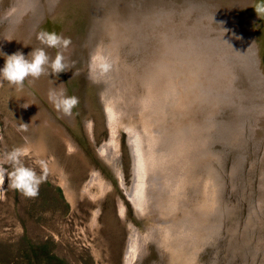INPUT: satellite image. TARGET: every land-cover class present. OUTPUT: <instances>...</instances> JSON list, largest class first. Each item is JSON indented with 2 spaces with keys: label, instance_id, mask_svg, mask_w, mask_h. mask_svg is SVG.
<instances>
[{
  "label": "rangeland",
  "instance_id": "1",
  "mask_svg": "<svg viewBox=\"0 0 264 264\" xmlns=\"http://www.w3.org/2000/svg\"><path fill=\"white\" fill-rule=\"evenodd\" d=\"M13 1L14 0H2L1 5L3 6L1 9L11 7ZM45 1L47 2V0ZM66 3L68 6V12H70V14L68 13L69 17L78 15L75 13L76 9L81 7L80 9L83 10L85 7V5L83 4V0H66ZM41 4L45 3L41 2ZM83 16L79 18L80 21H78L77 24L79 30L74 33L75 36L79 35L81 22H83V20L85 19V14ZM239 21L240 23L243 22L241 17H239ZM23 23H19L20 25L18 24V27L16 26L17 29L15 28L9 35L10 37H12V40H14L15 44L18 43L19 39V42L21 43L24 35H32L31 30L27 31L29 33L22 32ZM40 25L41 26L38 27L39 30L43 29L49 31L50 29V32H52V27H50L49 24L45 23L44 20L41 21ZM85 47L87 48L86 45ZM177 48L179 47L177 46ZM24 49L25 48H23V50ZM49 49L50 53L52 54V48ZM85 49L84 45H80V57L82 59L84 67L87 69V64L84 58ZM164 49H166V51L163 52L165 57H163V54L160 55L164 59L160 61L159 57H157V59L154 58L153 60L155 61L153 66L156 68V72L160 71V68L163 66L164 72H166L168 64H173L174 68L176 67L174 73L172 72L173 75L169 77L171 79V83L169 84H172V86H168L169 79H167L166 84H161L163 85L161 88L162 91L160 94H158L156 92V89L160 88V86H157V74L155 73L154 80H151L152 82H150L151 84H154L148 85V88H145L147 92H144L143 95H138V92H143V89L140 87L139 91L133 90V99L135 106L133 102H130L129 104L124 103L126 107L127 104L128 107L132 106V109H130L131 114L135 112V120H133L132 117H129L131 127L134 129L135 127H137V124L138 127H140V132L145 131V127L140 126V124L143 121V118L147 120L148 113L143 110L144 105L141 98L151 89H153V91H155L158 96H160V101L164 99L162 97H164L166 93L169 110H166V112H162L161 110H159V107L157 109L154 108V111L156 112V122L158 123L154 124V130L162 131L164 128H166L163 139L159 142L158 147H155L153 150L157 153V155H161V153L163 152L167 157L165 151L170 152L172 147L171 144L175 145V148H177L176 141L179 140L178 137L182 138L184 134L189 136L191 132H193L194 126L196 125L193 126L191 120H195L199 124L202 132L201 135H203L202 140L204 141L201 142L199 146L200 148L198 147V149L204 151L210 150L213 153V155H210V157L206 159L209 163H211V166L213 167V172L211 174L214 173L215 177L219 176L220 178L219 180L217 177V180L221 185V190H216L215 193L223 200L221 201V204H218V206H221L219 212H222V217L220 220V227H218L217 229V235L212 240V246L211 244H205L206 247H204L203 250L200 251L199 258L201 262H204L202 264H244V262L245 264H257L260 260L262 264H264V238L256 239L257 232L255 231L256 229L259 230L258 232L262 231V233L260 234H263L264 236V209L261 199L263 194L262 184L264 179L262 175H264V165L259 172V180L257 174L259 168H261L258 161L261 146L264 152V127L262 128V130L260 129L259 133H257L256 141L253 139L248 140V138L244 136V121L246 120V116L252 115L253 119L259 120V118L264 115V91L260 92L261 96L257 95L260 90V85L264 84V82H258L252 86L251 81L254 79V77L251 81H249V84L247 82V79H245L244 91H247V89H249L250 92L244 97V100H240V97H235V99L232 100L230 96L227 95L229 98H226L225 101H222L221 104L216 99V93L220 94L226 84L230 85L224 73L218 74L215 67H209L205 61H203L204 63H202L195 55L187 54V52L182 51L180 48L178 51L176 47H174V44H171L170 41L168 42L165 40ZM175 49V52H178V55L175 54ZM58 51H61L63 53L61 49ZM156 51L158 50L154 48L150 52V54L156 53ZM21 53L23 54V52ZM52 55L54 56V53ZM131 57L134 58V56ZM165 61L167 63H165ZM1 62L4 64L3 61ZM89 62L90 60L87 62L88 65ZM68 73L73 76L77 74L76 71L74 73L73 68L70 66L68 69ZM40 80L42 84H40ZM28 81L32 84V87L34 89L30 87V90L25 92L21 90L22 92L17 93V95L0 94V157L2 159L7 153H10L15 149H20L23 153V155L21 156V163L23 164V166L33 169L38 176L45 175L46 178L39 185V193L35 198H26L21 193L12 190L8 186L9 182L7 177L5 178V183L1 190L2 192H0V264H123V258L126 249L125 247L129 239V230L128 227H126L124 223H122L121 217L117 210L115 197L113 195L114 193L105 192L101 197H99V195L97 194L98 192H100L98 186L92 184L91 191L95 194V198L93 199L89 196L87 191H84L82 188L86 180L90 179V170L92 166H94L101 172L102 177H104L105 179H110L114 187L119 188V186L117 185V181H115V178L113 177L111 170L108 169V166H106V164H104L105 166L101 164L103 160L100 157V154L96 151V148L87 146L86 142L79 136H76L77 134L73 133L74 131L72 130V128L68 127V125L64 122L59 121L61 126H63V128L65 127L64 129L66 131V134L70 133L71 138H74L73 140L76 142V144L74 141L72 142H74V144L76 145L77 151H73L68 147L67 140L63 139L61 133L59 132L60 129H56L57 127H50L48 126V123L40 124L39 121H37V123H33L32 121L27 120L28 118L24 114V110H22L24 107H22V109L20 107V111H22L23 114H21L20 111L19 114L17 111V117L13 116L12 112L17 110V106H19V104L20 106L21 104L24 106L23 102H26V96H28V92L30 97L31 95H33L32 98L34 97L31 102L34 103L35 101H37L34 96L35 88L37 89V87L34 86L36 83L38 84V86L42 87V92H39L41 94L44 92L42 95H47L46 93L49 94L50 91L47 90L49 89V86L50 88L52 84V86H56L54 85V81H58V76L55 75L53 77V75H45L39 79H36V81H32L31 78H29ZM113 84L114 97L119 104L118 107H123V100L120 93L122 92L121 89L124 91L129 90L126 89V85L123 86L122 83H119L117 78L114 80ZM75 85L76 84L73 81L71 85L72 92L70 93V96L77 97L78 91H76V89H73ZM120 85L122 87H120ZM53 88L55 89V87H52L51 89ZM56 90V92L60 91L59 89ZM83 90L85 89L82 88L79 93L81 92L82 94H85ZM227 91L234 93V87H229ZM67 92L69 93V91ZM82 97V100L79 101V105L83 103L85 105L90 103V101L87 100V97H90L89 94H85ZM21 98L22 101H20ZM12 99L15 100V102H13ZM249 99V105L246 103L249 108L245 109V111H242L241 116L235 114L234 109L236 111L238 109L237 106L240 105L243 108L242 103H245L247 100L249 101ZM211 101H213V103ZM215 101L216 103H214ZM254 101L255 103H253ZM256 101L258 103H256ZM172 102H175V105L177 107H184L185 109H190V111H193V108L195 107L198 112V119L196 117L194 119L193 117H190V113L189 117L191 119L187 117L188 121H183V123H181L179 126L175 125L173 123L172 113L170 111L171 106H173ZM35 103L39 107H35L37 112L41 110V114V106L39 105L38 101ZM205 104L208 108L204 107ZM79 105L73 110L78 111L79 109H81ZM42 106L48 109V111L50 112L49 116L52 119L53 114L50 108L47 107V104L44 103L42 104ZM102 107L104 109L103 105ZM201 108L202 111L200 112ZM226 108L229 109L223 113L222 110ZM158 110L162 116L167 117L165 121L162 122L160 120ZM86 112H89V110L86 109ZM138 112L141 113L140 116L142 117V119H138L135 116L136 114H138ZM104 113L106 115L105 122H107V113L106 111H104ZM40 114L38 113L36 116L40 118L42 116ZM83 114L84 113L82 112V116ZM221 115L229 116L232 118V120L222 119ZM86 118L92 119L94 124V134L96 140L98 141V143H100L103 138L108 136L107 127L106 133L102 127L101 114L99 113L98 109L93 108L89 112L88 117L86 116ZM6 120L9 122H7ZM77 121L79 124H81L79 120ZM81 121L83 123V126H85L83 119H81ZM54 122L55 121L52 120L53 124L59 125L58 123ZM228 122L233 126L228 127ZM259 123L257 121L256 125L258 126ZM22 124L26 125L27 130H24ZM39 124L43 126H40ZM44 126H46L47 129L51 128V130L48 129V132V130ZM84 128L86 130V127ZM39 129L42 131L44 130V136L47 137L49 135L47 138H49V140L51 141L49 142V140L44 137L45 140L47 139L46 142L48 143V147L46 146L47 150L44 151L45 153H43V155L42 153L38 154L37 152V155L34 154L33 152L35 151L32 147H30L31 149L29 148V150H27L26 148L28 147L24 145L25 137L30 136V138H34L38 134V132L36 133V131H38ZM147 129V133L149 132V140L151 141L150 135L152 132L151 129ZM194 131L197 133L196 129H194ZM103 134L105 135L102 137ZM120 135L122 148L120 147L119 162L123 170L122 173L125 182L127 184H130L132 180L131 176L133 174L130 167L131 161L124 146L125 133L121 132ZM206 135H208L207 138H205ZM21 141L23 142L20 143ZM247 141L249 152L246 156V163L247 161L249 162L250 172L246 174L244 171V159ZM65 148H67L69 152H66ZM151 148L148 149L151 150ZM253 148H255V150ZM94 149L96 152V156H99L98 158L99 160H101V162L96 158L93 152ZM235 150H237L239 153L237 165L239 167V177L234 180L235 186H232L231 192V190L229 191L228 179L226 178L224 181L223 176L228 177V166L232 162L234 163V160L236 159V155H234L233 153V151ZM223 153L224 156L222 157ZM53 157L57 158L60 168L63 170V172H65L66 177L68 176L67 178L70 184H72V187H74L76 191V200L74 203H71L72 201L67 197L63 186L59 181L58 169L51 168L48 163V160ZM262 157L264 158V153ZM45 158H48V160ZM252 163L254 164L253 166ZM47 164L49 165V167ZM4 167H6L8 171L12 170V166L9 164H5ZM45 167L47 168L46 173ZM175 168L176 167L172 166L171 172L176 171ZM205 171V167L201 166L200 179H203L208 175L207 172V175L205 174ZM236 172L237 169L236 171L232 170L230 176L235 175ZM169 175L172 179L168 180L169 182H167L172 185L173 176L175 175L173 173H168V178ZM257 181H259V189L257 191L256 201L257 206L261 207L262 213H259L255 203L252 202L254 197L253 194L256 190ZM224 182L226 183L225 185ZM119 189L117 190V192L120 191ZM248 191L250 200H248L249 208L247 220V204L245 200V193L247 194ZM125 201L127 205L126 212L131 217V207L128 201ZM98 203H100L99 206L101 209L96 218H94V211L96 210ZM219 212H216V214H219ZM216 218L218 219V216H216ZM136 219L138 220V222L135 223L140 224V220L138 218ZM95 223H98V225ZM247 224L248 230H251L249 233V239L246 237L245 233ZM248 251L250 255L248 254ZM155 258H157V252L150 248V252L146 256V258L143 259L144 262H142V264H147L148 260L150 261L151 259Z\"/></svg>",
  "mask_w": 264,
  "mask_h": 264
},
{
  "label": "bare ground",
  "instance_id": "2",
  "mask_svg": "<svg viewBox=\"0 0 264 264\" xmlns=\"http://www.w3.org/2000/svg\"><path fill=\"white\" fill-rule=\"evenodd\" d=\"M88 1L89 0H83L85 10L80 9V7L75 11V13L78 15L75 14L76 16L73 15L69 17L68 13L70 14V12H68L66 0H47L46 4L49 6V9H53V6L57 5V11L56 13H54L55 16L49 19V17H47V13L44 12L46 4H41L40 2H38V0H14L13 2H15V4L13 3L12 7H14V11L16 13V20L13 19L12 21H9L10 25H13L12 29L6 34L5 38L0 39V53H4L11 47L17 46L14 40H12V37H10L9 35L16 28L18 22L23 19L27 20V18L29 17V20L27 21L29 22V25L28 23V26L23 25L22 30V32H26L24 30L29 28L32 34H28L31 37L24 35L23 38L25 44L28 42V44L26 45L28 46V52H26L25 49L23 50V54L25 55V57H27L32 50L44 48L50 58L54 59L57 51L60 50L52 48V51L54 53L53 56V53L51 54L49 51L50 49L42 45L37 40L36 36L40 31L38 27L41 24V21L44 20L45 23L49 24L50 27H52V31H55L57 34L70 39L71 43L69 44L68 48L61 50L63 51L66 65L68 64L67 68L69 69V66L72 67L74 73L75 71L76 73H78L83 68H85L80 57V45H86L91 55L89 62L90 72L92 59L97 54H100L109 60L112 65L110 72L104 76H97L95 80V83L98 86L99 100L101 101L107 113L106 125L108 129V136L103 138L100 143H95V139L93 138L95 134L92 119L84 117L83 122L85 125L84 127H86V132L91 139V142L94 143L96 151L100 154L103 163L106 164V166H108V169L111 170V173L115 178V181H117V185L120 189L114 187L110 179H105L104 177H102L101 172L96 168H91L90 179L86 180L82 188L84 191H87L89 196L93 199L95 198V194L91 191L92 184L98 186L100 192H98L97 194L99 195V197H101L105 192L114 193L113 195L115 197L117 210L121 217L122 223H124V225L128 227L129 230V239L125 247L126 249L124 253L123 264H140L141 261L146 258V256L150 252V248L153 246L157 251V258L151 259L149 261V264H202L204 262H201L199 258L200 251L203 250L204 247H206L205 244H211L212 246V240L217 235L218 227H220L219 225L221 222L220 220L222 217V212H219L221 206H218V204H221V201L223 200L215 193L216 190H221V185L217 180V177L219 180L220 178L219 176L215 177L214 173L211 174L213 172V167L211 166V163H209L206 159L209 158L210 155H213V153L210 150L204 151L198 149L201 142H203L204 140H202L203 135H201L202 132L200 126L195 120H191V122L193 126L196 125L194 126V129H196L197 133L193 129V132H191L189 136L184 134L182 138L178 137L179 142L176 141L177 148H175V145L171 144L172 147L170 152L165 151L167 157L163 152L161 153V155H157V153L153 151L155 147H158L159 142L163 139L166 132V128H164L162 131L154 130V124H158L156 122V112L154 111V108L157 109L159 107V110H161L162 112H166V110L169 111L166 93L165 96L162 97L164 98L163 100H161L162 102L160 101V96H158V94L161 93V88L164 84L167 83V79H169L168 84L171 83V79L169 77L173 75L176 69V67L174 68L173 64H168L166 72H164V66L160 68V71L156 72V68L153 66L155 61L153 60L154 58L157 59V57H159V60L161 61L164 58H162V56L160 55L163 54V57H165L163 53L166 51V49H164L165 40L162 39V34L159 33L158 35L157 33H155V28L153 26H150L149 24L144 25L141 28L143 37H137L136 32L130 30L129 28H127L125 31L123 23L126 20L125 15L127 12L123 14L124 16H120L119 18H115V15H113L114 8L116 6L115 1L117 2V0H107L103 2V4L101 5V9L98 10V14L93 13L94 15L90 17V21L101 23L99 25L100 28L93 27L91 30V32L94 33L95 36L91 35L92 33H89L90 36H88L86 31V37H84V34H82V29H80L79 35L75 36L74 33L79 30V27H77L78 21H80L79 18L86 14V4L88 5ZM136 1L140 0H125L123 1V5L125 6V9H129L134 6ZM113 2L114 6L111 5L113 4ZM1 3L2 0H0V5ZM248 3L251 4L250 1L248 2V0H244V13H242V15L240 16L242 21H244L245 27L247 23L250 22H246L247 20H250L248 19V15H246V11L250 9L248 8ZM233 5L234 3L232 4V6ZM4 10L5 9L0 10L1 15H4L6 13L7 10ZM128 18L129 17H127V19ZM34 22L36 24L40 22L36 30ZM121 25H123V28H121L122 30L120 29ZM250 29H247V31H245L244 28L246 37L250 36ZM139 38L142 40V42ZM249 39L250 44L248 46V53L250 59L254 62V64H256L258 69L257 71L260 74L259 76L254 77V79L251 81V84L253 86L258 82H264V51L260 52V50L257 49V43L253 41V38L251 36ZM19 41L18 43H20ZM172 43L174 44V47H176V49L179 51V48H177V46H180L179 42L176 40L171 41V44ZM181 46H183L182 43ZM16 48H19V46H17ZM154 48L158 51H156V53L150 54V52ZM176 49L174 50V52L176 51ZM175 54L178 55V52H175ZM131 56H134V58ZM28 59H31V56H29ZM165 63L167 62L165 61ZM0 68L2 67L0 66ZM48 71L51 70L48 69ZM155 73L157 74V86H160V88L156 89V92L158 94L153 91V89H151L141 98L144 105L143 110L148 113L147 120L144 118L142 119V117L140 116L141 113L139 112L135 115L138 119L141 118L143 120L140 126L145 127V131L140 132V127H138L137 124V127H135L134 129L131 127L129 117H132V119L135 120V112H133L132 114L130 113V109H132V106L128 107V104L130 102L134 103V91H139L141 87L143 89V92L139 91L138 95H143L144 92H147L145 88H148V85L154 84H151L150 82L154 80ZM45 75L40 76V78ZM93 75L94 74L92 73V77ZM116 78L118 79L119 83H122L123 86L126 85V89L129 90L124 91L121 89L122 92L120 93L123 100V107H118L119 104L114 97L113 82ZM258 78L260 80H258ZM40 84H42V82ZM58 84L59 80L54 81V85L56 86H52L53 84L50 85L51 88L55 87V89H53L56 90ZM34 86L37 87V89L35 88L36 90H42V87L38 86L37 83ZM168 86H172V84H169ZM120 87L122 86L120 85ZM51 88L49 86V89L47 90H53ZM58 89L60 91L64 90L62 89V87ZM60 91H58L57 93H59ZM17 93H21V91H19L14 86H8L7 82L4 83L3 87H0V94L17 95ZM28 93V96H26L27 103H24V106L28 107H24L22 109L24 110V114L28 118L27 120H30L33 123H37V121H39L40 124L48 123V126L50 127H57L56 129H60L59 132L61 133L63 139L67 140L68 147L73 151H77L76 145L69 138V135L63 131L60 125L53 124L51 117L45 111H42L43 114H40L41 110L37 112L35 108L38 107L35 103L37 101L32 103L31 101L34 97L32 98L33 95H31L30 97ZM246 93L247 91H244V97L247 95ZM46 94L48 98V93ZM66 94L70 96V92H66ZM20 101H22V98ZM211 102L213 103V101ZM246 102L249 105L250 99ZM124 103H128L127 107ZM214 103H216V101ZM172 104L173 106H171L170 111L172 113V119L175 125L179 126L181 123H183V121H188L187 117H189L190 113V117H193V119L196 117L198 119V112L195 107L193 108V111H190V109H185L184 107H177L175 105V102H172ZM206 104L204 105V107L208 108ZM202 108L200 112L202 111ZM245 109L247 108H244V111ZM159 110L158 113L160 115V120L163 122L167 119V117L162 116ZM38 113L42 115L40 118L36 116ZM44 127L46 128V126ZM147 128H149V130L151 129L152 132L150 135L151 141L149 140V132L147 133ZM48 129L51 130V128ZM123 130H125L126 134L128 135L127 143L130 147L133 158V174L131 176L132 180L130 184H127L125 182L122 168L119 162V135ZM37 132L38 134L34 138L26 136L24 145L28 147L26 148L27 150L32 147L35 151L33 152L34 154H36L37 152L38 154L42 153L43 155V153H45L44 151L47 150L46 146L48 147V143L46 141L47 139L49 140V138H47L49 135H46L47 137H45L44 130L42 131L39 129L38 131H36V133ZM44 137L47 139L45 140ZM207 137L208 135L205 136V138ZM22 142L23 141H21L20 143ZM49 142L51 141L49 140ZM148 148H151V150ZM45 159L48 160V158ZM48 163L51 168L58 169L59 181L62 184L67 197L72 201L71 203H74L76 200V191L74 187H72V184H70L67 178L68 176L66 177L65 172H63V170L60 168L57 158H50L48 160ZM172 166L176 167V171L171 172ZM201 166L205 167V174L206 172L208 174H206L207 176L203 179H200ZM168 173H173L175 175L173 176L172 185L168 183V180L172 179L170 175L168 178ZM262 176L264 179V175ZM118 189L124 192L126 198L132 204L135 218H138L140 220V224H136L133 219H131L127 214L126 201L122 195L118 194ZM1 190L2 188H0V192H2ZM262 192L263 194L261 199L264 209V180L262 184ZM99 204L100 203H98L97 208L94 211V218H96L101 209ZM216 212H219V214H216ZM215 215L218 216V219ZM95 224L98 225V223Z\"/></svg>",
  "mask_w": 264,
  "mask_h": 264
},
{
  "label": "water",
  "instance_id": "3",
  "mask_svg": "<svg viewBox=\"0 0 264 264\" xmlns=\"http://www.w3.org/2000/svg\"><path fill=\"white\" fill-rule=\"evenodd\" d=\"M105 1L107 0H89L88 5L86 4L85 19L83 20V22H81V27H80L82 29V34H84V37H86L85 36L86 31H87L88 36H90L89 33H92L91 30L93 27L100 28L99 25L101 23H96V22L90 21L89 19L92 15L98 14V10L101 9V5ZM123 1L125 0H117V2L115 1L116 6L115 8L113 7L114 8L113 15H115V18H119L120 16H124L123 14L127 12L125 15L126 20L123 23L125 27V31L127 28H129L130 30H133L136 32L137 37L138 36L143 37V32L141 28L147 24H149L150 26H153L155 28L154 32L157 33L158 35L159 33L162 34L163 40H167L168 42L177 40L180 45L179 48L182 51L187 52V54L195 55L196 57L199 58V60L202 63H204L203 61H205L209 67H212V66L215 67L217 69L218 74L224 73L230 85L226 84L220 94L216 93V99L221 104H222V101H225L226 98H229L228 96H230L232 100H234L235 97H240L241 98L240 100H244V80L247 79V82L249 84V81H251L253 77H257L260 75L259 72L257 71L258 69H257L256 64H254V62L250 59V56L248 53L249 51L248 46L250 44L249 38L251 36L253 38V41L257 43V49L260 50V52L264 51V0H248V2L250 1L251 4L249 3H248L249 5L247 4L248 8L250 9L246 11V15H248V19L250 20H247L246 22L248 21L250 22L247 23L246 25L247 28L245 27V31H247V29H250V28L251 29L249 33L250 36H247V37H246V34L244 33V21L242 23H240L239 21V17L242 15V13H244V0H140L138 2H135L134 6L129 9H125V6L123 5ZM126 1H129V0H126ZM38 2L40 3L43 2L46 4L45 0H38ZM13 3L15 4V2ZM233 3L234 5L232 6ZM111 5L114 6V2ZM11 7L4 8L5 9L4 11L7 10L4 15H1V12H0V39L5 38L6 34L12 29L13 25H10L9 21H12L13 19L16 20V13L14 11V7H12L13 9ZM56 8H57V5L53 6V9H49V6L47 4L45 5L44 12L47 13V17H49V19L55 16L54 13H56L57 11ZM84 10H85V7H84ZM127 17L129 18L127 19ZM28 20H29V17L27 18V20L25 19L21 20L20 22L17 23V25L21 22L22 23L24 22L23 23L24 26H26L27 23L29 25V22H27ZM39 23L40 22H38V24L35 23V30L37 29ZM123 25L120 26V29L123 28ZM28 30L30 29H26V32ZM91 35L95 36L94 33H92ZM181 43L183 44V46H181ZM27 44L28 42L25 44L24 40H22L21 43L16 44L17 46L20 47L19 50L18 48H16L17 47L16 46V47H11L9 50L2 53L3 55H0V66L1 67L4 66V64L1 61L5 63V57L7 55L14 54L16 53L17 50L19 52H24V51H21L23 50V48H25L26 52H28V46H26ZM85 48L86 47L84 46V49ZM84 56H85L84 58L87 64V62L90 60V57H91L89 50L87 48L84 51ZM263 63H264V60H263ZM88 67L89 65H87V70H85L86 68H84L80 72H78L75 76L68 73L67 71L68 68H66L65 72L57 74L58 80H59V84L57 86L58 88L62 87V89L67 90L71 93L72 92L71 85H72V82L74 81L76 85L73 87V89L74 90L76 89V91H78L77 97L79 98V101L82 100L83 98L82 96L85 94L87 95L89 94L90 96V97H87L88 98L87 100H89L90 103L86 105L84 103L80 104L79 106L81 109H79L78 111L73 110L72 116L60 115L57 111L53 109L51 104H49L47 95H42L36 89L34 92V96L36 100L38 101L39 105L41 106L42 111L45 110V112L49 115L50 112L48 111V109L42 106V104L44 103L47 104V107L50 108L53 114V115L51 114L53 117L52 120H54L60 126L61 124L59 123V121L64 122L65 124L68 125V127L72 128V130L74 131L73 133L77 134L76 136H79L80 138H82V140L86 142L87 146H91L92 148H95L94 143L91 142V139L89 138L81 119H84V117L86 116L88 117L89 112L93 108H96L98 109L99 113L102 116V127L105 130V133H106L107 126L105 122V116H106L104 113L105 110L103 109L102 104L99 101L98 86L95 82H93L92 73L90 72ZM258 80L260 79L258 78ZM231 86L234 87V93L227 91L229 87ZM30 87H32V84L28 80H26L23 89H18V90L19 91L22 90L25 92V91H29ZM82 88L85 89L84 90L85 94H82L81 92L79 93V91ZM226 91H227V94H226ZM262 91H264V84L260 85V90L257 95L261 96L260 92ZM248 93H249V89H247L246 94L248 95ZM13 102H15V100H13ZM246 103L247 102L242 103L243 108L241 107V105L237 106L238 109L236 111L233 108L235 114L241 116V112L244 111V108H249V106L246 105ZM253 103H255V101ZM256 103L258 102L256 101ZM22 106H23L22 104L21 106H17L18 107L17 110L12 112L13 116L17 117L16 112L20 111V107L22 109ZM86 109L89 110V112H86ZM228 109L229 108H226L222 110V112L224 113ZM82 112L84 113L83 116H82ZM20 113L23 114L22 111ZM221 118L232 120L231 117L226 116V115H221ZM245 119L246 120L244 121V136H246L248 140L253 139L256 141L257 133H259L260 129L262 130V128L264 127V115L260 117L259 120L253 119L252 115L246 116ZM77 120H79L81 124H79ZM257 121L258 123L260 122L258 126L256 125ZM229 126L231 127L233 125H230V123L228 122V127ZM256 126H257V131H256ZM61 127L63 131L66 133L64 129L65 127L64 128L63 126ZM122 132L125 133L124 146L129 156V159L131 161L130 167H131V172H132V157H131L129 146L126 141V137H128V135L126 134L125 130H123ZM68 135H69V138L72 141H74L73 140L74 138H71L70 133ZM104 135L105 134H103L102 137ZM252 135H253V138H252ZM93 138L95 139V143L98 142L96 140L95 135ZM119 139H120V145H121L120 147L122 148L121 135ZM253 149L255 150V148ZM65 150L66 152H69L67 148H65ZM93 152L96 156L95 149ZM248 152L249 150H248V141H247L245 159H244V162H245L244 171L246 174L250 172L249 162L247 161L246 163V156ZM233 153L234 155H236V159L234 160V163L232 162L228 166V171H229L227 173L228 177L223 176L224 181L226 178L228 179L229 191L231 190V192H232V189H231L232 186H235L234 180H236L239 177V167L237 166L239 153L237 150L233 151ZM263 153L264 152L261 146L259 160H258L261 168H259V171L257 173L258 180H259V172L264 165V158L262 157ZM223 156H224V153L222 157ZM96 158L98 159V161L101 162L98 156H96ZM224 162H225V158H224ZM101 164L104 165L103 162H101ZM246 165H247V168H246ZM253 165L254 164L252 163V166ZM91 168H95V167L92 166ZM236 169H237L236 174L230 176L231 171L232 170L236 171ZM225 184L226 183L224 182V185ZM245 184H246V181H245ZM258 185H259V181H257L256 183V190L254 191V194H253L254 197H253L252 202L255 203L256 208L259 211V213H262V209L261 207L257 206V201H256L257 191L259 189ZM118 194L123 195L124 199L128 201L131 207V210H132V216L130 218L133 219L134 222H138V220L134 216L132 205L129 202V200L126 198V195L124 194V192L120 190ZM245 200L247 204L246 206L247 218L246 217L244 218L248 220V208H249L248 200H250L249 191L247 194L245 193ZM250 231L251 230H248V224H247L245 233L248 239H249ZM258 231L259 230L256 229V232H257L256 239L264 238L263 234L262 235L260 234L262 233V231L260 232ZM151 248L155 250V247H151ZM155 252L157 251L155 250ZM248 254H249V251H248ZM142 262L144 261L142 260L140 264H142ZM147 264H149V260ZM257 264H262L261 260Z\"/></svg>",
  "mask_w": 264,
  "mask_h": 264
},
{
  "label": "clouds",
  "instance_id": "4",
  "mask_svg": "<svg viewBox=\"0 0 264 264\" xmlns=\"http://www.w3.org/2000/svg\"><path fill=\"white\" fill-rule=\"evenodd\" d=\"M37 40L47 48L67 49L71 43L69 38L57 34L55 31L49 32L41 29L36 36ZM0 55H3L0 53ZM31 56V59L28 57ZM65 57L61 51H57L55 58L52 59L46 53L44 48L32 50L27 57L17 51L14 54L5 57V63L0 68V87L7 82L8 86L17 89H23L25 81L39 79L40 76L49 74L55 76L59 73L65 72L67 65L65 64ZM111 63L109 60L97 54L92 59L91 72L94 74L92 79L95 82L97 76H104L111 70ZM50 69L51 71H48ZM48 101L53 109L62 116H72L73 109L79 105V98L76 96H69L66 90H61L57 93L51 90L48 94ZM28 107V106H22ZM24 130L26 125L22 124ZM23 155L20 149H15L7 153L0 159V188L4 186L5 178L8 179V186L26 198H35L39 193V185L46 178L45 175L38 176L37 173L21 163V156ZM5 164L12 166V170L8 171ZM47 168L45 167V173Z\"/></svg>",
  "mask_w": 264,
  "mask_h": 264
}]
</instances>
